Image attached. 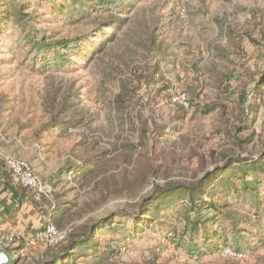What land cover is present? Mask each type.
Returning a JSON list of instances; mask_svg holds the SVG:
<instances>
[{"label":"rangeland","instance_id":"obj_1","mask_svg":"<svg viewBox=\"0 0 264 264\" xmlns=\"http://www.w3.org/2000/svg\"><path fill=\"white\" fill-rule=\"evenodd\" d=\"M3 5L0 161L26 160L51 185L41 205L54 208L65 236L100 226L76 264L103 253L107 264H264V172L236 169L264 155V0ZM227 167L229 192L210 200L242 216V236L224 226L226 242L213 240L201 256L182 252L171 230L184 199L160 200L167 208L150 206L138 226V204L155 186L191 185L220 169L216 184ZM18 245L12 264L46 259L42 243Z\"/></svg>","mask_w":264,"mask_h":264},{"label":"trees","instance_id":"obj_2","mask_svg":"<svg viewBox=\"0 0 264 264\" xmlns=\"http://www.w3.org/2000/svg\"><path fill=\"white\" fill-rule=\"evenodd\" d=\"M100 3L105 2V0H99ZM79 6L83 8H87V4L84 1H79ZM4 5L0 7V20L4 15H8V12L4 13ZM10 14V13H9ZM15 19L17 23L21 22L20 13L15 15ZM122 20H119V22ZM23 26V24H22ZM34 37L32 34L26 35L25 39H31ZM34 44L40 45L41 47L44 46L45 38L40 37L39 40L34 39ZM259 88V87H258ZM257 88V89H258ZM56 124V123H55ZM52 124V125H55ZM56 126V125H55ZM48 127H43L40 130L41 136L42 133L46 132ZM62 130V129H60ZM51 132V131H50ZM53 133V132H52ZM52 135V134H50ZM40 136V137H41ZM39 137V138H40ZM40 146L42 144H39ZM264 158L260 157L257 161H249V162H238L236 163L237 172L240 170L243 175H246L247 172H264V163L262 160ZM220 169H215L214 171L206 173L203 180H198L191 185H181V184H174L167 185L164 187L155 186L153 191L148 195V197H144L141 199L140 203L138 204V211L135 214V218L138 219V226L144 227L143 221L144 216L148 212V208L152 206L153 211L159 213L164 207L167 208V204L171 205L172 200L183 199L186 200V203L183 205V213H180L178 218L174 219L176 223L174 229L171 230V240L177 241L178 243L176 246L181 247L182 252L186 253L187 255L192 256H201L204 254L202 249H210L209 245L211 242L217 238H222L224 241H227V237H225L223 231L224 226H226L227 231L237 232L239 236H242V229H240L241 225L244 224L242 220V216L240 217L237 213L232 211L229 208V205L223 201L218 200L217 202L211 201L210 198L212 196H221L225 195L229 192L228 189V182L230 180V168L227 167V172L220 174L219 180H217L216 184L212 183V180L216 177V174L220 171ZM231 170V171H230ZM89 169H85L83 173L87 174ZM219 174V173H218ZM0 176L2 177L4 184L10 188L16 189L17 191L24 194L27 190L17 186L12 183L10 174L7 171V168L4 163L0 161ZM246 177V176H245ZM252 182L251 184H253ZM218 189V192L216 191ZM206 194V196L204 195ZM202 195H204L202 197ZM227 195V194H226ZM209 198V202L207 201ZM162 199L171 200L169 203L165 204L160 202ZM34 202V201H33ZM35 203V202H34ZM37 205H41L35 203ZM166 205V206H165ZM251 205H257L256 201H252ZM42 206V205H41ZM182 206V207H183ZM54 208H52L53 210ZM50 210V216L52 218V214ZM57 212V211H56ZM127 216V213L126 215ZM140 216V217H139ZM108 219H104L101 221V224L108 223ZM104 222V223H103ZM100 224V225H101ZM218 224V225H217ZM224 224V225H223ZM110 226H115V223H110ZM100 228L97 224L91 227V230L85 232L84 234H77L72 233L65 236L64 240L61 241L58 245L45 248L46 259L40 262L39 264H65L69 261V264H76L79 259L84 258L83 252H86L90 248V238L94 236L96 231ZM201 236L199 240L202 244V247L196 243V238ZM232 240H236L238 242L239 238H232ZM181 244L185 245L183 247ZM95 248H98L99 245L97 243H93ZM92 246V247H93ZM8 253L11 254L15 249L10 248L9 246H5ZM251 247V246H250ZM108 250H111L110 247H106ZM252 248V247H251ZM201 250V251H200ZM81 253V256L75 257L74 254L77 252ZM78 252V253H79ZM95 253L94 256H96ZM95 261L93 264H107L109 262V256L107 253H103L101 257H97L94 259Z\"/></svg>","mask_w":264,"mask_h":264},{"label":"crops","instance_id":"obj_3","mask_svg":"<svg viewBox=\"0 0 264 264\" xmlns=\"http://www.w3.org/2000/svg\"><path fill=\"white\" fill-rule=\"evenodd\" d=\"M33 201L29 191L22 194L6 186L0 176V238L8 242L5 246L17 247L19 242L27 245L47 219H51L46 207Z\"/></svg>","mask_w":264,"mask_h":264},{"label":"built area","instance_id":"obj_4","mask_svg":"<svg viewBox=\"0 0 264 264\" xmlns=\"http://www.w3.org/2000/svg\"><path fill=\"white\" fill-rule=\"evenodd\" d=\"M184 100V96L178 99ZM5 166L10 174L13 184L20 186L32 195L35 203L41 204L43 200H50L52 197L51 185L44 181L26 160L18 158H7ZM65 238V234L59 231L51 219L35 233L33 241L42 243L46 248L58 245Z\"/></svg>","mask_w":264,"mask_h":264},{"label":"water","instance_id":"obj_5","mask_svg":"<svg viewBox=\"0 0 264 264\" xmlns=\"http://www.w3.org/2000/svg\"><path fill=\"white\" fill-rule=\"evenodd\" d=\"M2 256L3 260L0 262V264H12V257L10 256V254L3 249L2 247H0V257Z\"/></svg>","mask_w":264,"mask_h":264},{"label":"bare ground","instance_id":"obj_6","mask_svg":"<svg viewBox=\"0 0 264 264\" xmlns=\"http://www.w3.org/2000/svg\"><path fill=\"white\" fill-rule=\"evenodd\" d=\"M3 260L2 256L0 257V262Z\"/></svg>","mask_w":264,"mask_h":264}]
</instances>
